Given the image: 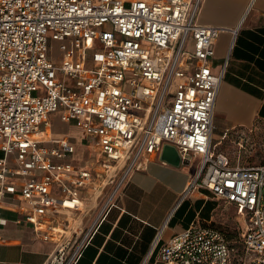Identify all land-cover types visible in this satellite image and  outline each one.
I'll return each mask as SVG.
<instances>
[{"label": "built area", "instance_id": "built-area-1", "mask_svg": "<svg viewBox=\"0 0 264 264\" xmlns=\"http://www.w3.org/2000/svg\"><path fill=\"white\" fill-rule=\"evenodd\" d=\"M201 4L0 0V210L18 213L16 223L55 244L43 264H77L127 175L144 170L164 144L177 149L182 163L199 160L182 198L206 189L235 206L244 228L231 242L194 222L165 243L160 262L264 264V165H232L213 143L225 68L213 70L214 43L235 30L198 23ZM53 42L59 64L51 57ZM53 114L94 142L95 158L74 164L76 145L52 136ZM231 131L240 141L246 136ZM108 185L114 188L97 220L75 232L85 194L95 197Z\"/></svg>", "mask_w": 264, "mask_h": 264}, {"label": "crops", "instance_id": "crops-1", "mask_svg": "<svg viewBox=\"0 0 264 264\" xmlns=\"http://www.w3.org/2000/svg\"><path fill=\"white\" fill-rule=\"evenodd\" d=\"M198 23L235 30L221 33L214 43L213 70L225 68L213 135L222 139L227 131L236 134L232 129L245 133L247 126L264 122V0H202ZM62 124V133L76 127ZM53 126L54 139L71 140L67 135L56 138ZM193 161L176 167L158 156L144 170L131 171L98 220L77 264H163L159 252L172 236L194 222L215 228L221 201L206 189H194L182 198L198 174L199 160ZM125 168L126 164L116 173V182ZM113 188L105 186L95 197L85 194L75 232L94 224ZM18 217L16 212L0 210V264H43L55 244L42 241L33 226L16 223Z\"/></svg>", "mask_w": 264, "mask_h": 264}, {"label": "rangeland", "instance_id": "rangeland-1", "mask_svg": "<svg viewBox=\"0 0 264 264\" xmlns=\"http://www.w3.org/2000/svg\"><path fill=\"white\" fill-rule=\"evenodd\" d=\"M70 52L74 53L73 47L70 45ZM95 48L90 49L88 52L91 54ZM60 51L58 43L53 42L51 44V57L54 63L59 64ZM223 63V62H222ZM49 120L53 126V132L58 137L65 135L71 137V141L76 145V152L74 154V164L81 165L84 160L90 156V145L86 140V136L83 131L77 127H70L69 130L62 133L65 125L60 123L56 114L50 115ZM43 125L41 128L43 129ZM246 136L240 141L236 134L230 133L225 139H220L219 135L215 133L213 135V143L215 149L225 154L232 165L240 166H254L264 165V122L256 121L253 125H249L244 130ZM194 159L193 164H196ZM223 206L218 209L217 225L215 228L224 233L227 239L231 242H237L241 238V234L244 228V218L237 214L236 208L232 204L222 202ZM236 249L241 257L244 256L243 248L240 245H236Z\"/></svg>", "mask_w": 264, "mask_h": 264}, {"label": "water", "instance_id": "water-1", "mask_svg": "<svg viewBox=\"0 0 264 264\" xmlns=\"http://www.w3.org/2000/svg\"><path fill=\"white\" fill-rule=\"evenodd\" d=\"M90 153L88 156L89 159L95 158L96 153H95V144L94 142H90ZM160 160L165 161L166 163H169L173 166H180L182 164V159L180 154L178 153L177 149L169 144H164L161 152H160ZM183 163H187V161H184Z\"/></svg>", "mask_w": 264, "mask_h": 264}]
</instances>
